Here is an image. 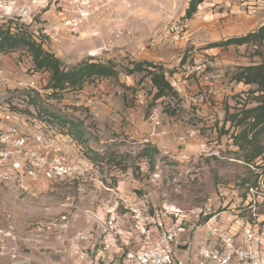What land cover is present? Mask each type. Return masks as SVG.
Instances as JSON below:
<instances>
[{"label": "rangeland", "instance_id": "rangeland-1", "mask_svg": "<svg viewBox=\"0 0 264 264\" xmlns=\"http://www.w3.org/2000/svg\"><path fill=\"white\" fill-rule=\"evenodd\" d=\"M189 2L112 0L99 16L81 26L79 35L68 36L57 56L66 68L87 59L112 60L119 75L86 82L81 89L67 90L56 98L46 94L47 72L32 71L26 60L19 66V54L10 55L8 65L0 61L6 71L0 79V121L28 133L46 127L64 132L66 126L55 115L81 121L91 158L82 145L81 153L101 171L117 170L121 177L130 176V195L148 196L156 206L167 202L194 207L214 195L220 183L233 185L243 178L255 182L264 173V153L246 161L249 146L241 148L234 141L235 128L225 122V116L226 111L255 104L256 85L240 87L232 77L240 65L263 62L264 45L259 49L246 44L210 47L246 33L230 31L229 21L216 14L223 8L205 6L206 0L191 19H184ZM203 9L212 24L198 28L193 19ZM36 21L42 22L40 15ZM142 50L152 51L154 55L146 58L166 68L179 98L154 100L151 78L144 72L127 73V68L148 60L139 55ZM36 93V103H30ZM153 115L159 124L153 122ZM202 144H206L205 151ZM150 146L158 150L154 162L142 155ZM155 173L160 174L156 180ZM68 195L80 205L88 203L89 198L76 188L43 187L38 194H29L14 186L2 187L0 224L26 235L35 222L55 216ZM129 230L126 216L123 233L128 236Z\"/></svg>", "mask_w": 264, "mask_h": 264}, {"label": "built area", "instance_id": "built-area-1", "mask_svg": "<svg viewBox=\"0 0 264 264\" xmlns=\"http://www.w3.org/2000/svg\"><path fill=\"white\" fill-rule=\"evenodd\" d=\"M111 1L0 0V25L29 31L58 55L68 36L79 35L81 26L99 16ZM246 11L255 12L253 6ZM16 54L21 58L18 65L26 60L33 71L32 56L25 50L9 53ZM5 74L0 62V79ZM31 85L35 87L33 81ZM151 118L160 123L157 116ZM80 146L60 130L46 127L28 133L0 121V188L14 186L21 193L38 194L43 187H63L83 193L89 185L99 195L108 194L94 207L80 205L68 195L55 216L35 222L23 236L13 226L0 224V256L17 259L30 245L52 247L69 239L75 264H264V173L245 185L241 180L233 185L220 183L214 195L194 207L167 202L156 206L148 196L123 194L115 174L90 175L89 164L73 155ZM201 147L206 150V144ZM159 177L153 174L154 180ZM126 216L128 236L123 233ZM79 217L85 218L86 225L74 230L73 220ZM45 264L66 263L47 260Z\"/></svg>", "mask_w": 264, "mask_h": 264}, {"label": "trees", "instance_id": "trees-1", "mask_svg": "<svg viewBox=\"0 0 264 264\" xmlns=\"http://www.w3.org/2000/svg\"><path fill=\"white\" fill-rule=\"evenodd\" d=\"M204 1L205 0H190L184 19H191L198 11L199 5ZM244 44L254 45L257 49L263 47L264 24L258 29L246 34L229 37L220 42H213L210 44V47H227L230 45ZM20 50H25L32 56L33 71L47 72L49 74L48 84L46 86L49 92L46 94L51 98H56L70 89H81L86 82L98 78L117 77L120 72L117 64L112 60L102 62L87 59L76 67L66 68L62 60L55 53L44 48L43 44L37 41L29 31L25 29L12 31L10 26L0 25V52L8 54ZM166 71V68L163 66L148 60L137 62L133 67L127 68L128 74L144 72L151 78L152 84L156 89L153 96L154 100L165 97L179 98V93L168 79ZM232 78L238 83L243 82L249 86L256 85L253 92H258V94L253 97L255 100L254 105L248 106L244 104L235 112L226 111L225 116V122L230 121L231 127L235 128L232 134L234 141L241 148L249 146L245 158L246 161L251 162L264 153V145L261 143L264 137V61L240 65ZM37 95L36 93V95L31 98L30 103H36L35 97H37ZM55 116L66 126L64 132L72 135L77 143L83 146V149L86 148L87 150L85 149V153L88 155V137L83 123L81 121L75 122L73 120H67L62 116ZM150 147L144 148L142 155L154 162L158 150L156 147ZM96 154L99 155L97 152ZM88 157L90 156L88 155ZM240 180L242 185L249 182V178Z\"/></svg>", "mask_w": 264, "mask_h": 264}, {"label": "crops", "instance_id": "crops-1", "mask_svg": "<svg viewBox=\"0 0 264 264\" xmlns=\"http://www.w3.org/2000/svg\"><path fill=\"white\" fill-rule=\"evenodd\" d=\"M206 4L210 7H217L223 8L220 12L216 13L220 16V18H226L229 22L226 24L229 26L230 31L235 34L239 33H247L256 30L259 26L264 24V0H232L231 2H221L220 0H206ZM251 4V5H250ZM248 6L254 7V14L248 15L246 8ZM202 9V6H200ZM204 8V7H203ZM217 11V10H216ZM200 12V11H199ZM206 10H202L200 13L196 14L199 18L193 19V25L202 28L206 26H210L212 21H209L208 17L206 16ZM47 14L44 15L46 17ZM244 16V17H243ZM207 51V50H205ZM208 52V51H207ZM209 53V52H208ZM139 55H144L145 59L151 61V58H146V56L154 55L152 51L145 50L139 51ZM0 61L3 62L5 65H8L10 62V55H6L1 57ZM160 59H162L160 57ZM240 87L244 86L243 82L238 83ZM79 148V147H78ZM73 155L76 159L81 162L88 163V168L90 169V175L92 176H101L105 174H109L107 172L101 171L99 166L96 165V162L92 159L86 157V155L80 152V149H74ZM110 174H115L116 178V186L120 188L123 194H130L129 189L131 186V177H121L119 171H111ZM130 184V186H129ZM132 185H135L132 184ZM96 190L93 189L91 186L87 185V189L83 193H79L81 196H87L88 203L86 204L87 207H94L97 206L100 201L104 198H107L108 194H98L96 195ZM97 197V198H95ZM93 202V203H92ZM95 204V205H94ZM74 230L81 229L86 225L85 218L79 217L74 218L73 220ZM73 233V231L71 232ZM69 236V235H68ZM202 236V234H201ZM68 238V237H67ZM22 254L17 259H13L10 255L0 256V264H45L47 260H63L66 264H75V257L71 251V243L70 240L67 239L64 244H60L59 242H55L52 247H43V248H36L34 246H29L28 248L22 249ZM114 264H118L115 262Z\"/></svg>", "mask_w": 264, "mask_h": 264}]
</instances>
